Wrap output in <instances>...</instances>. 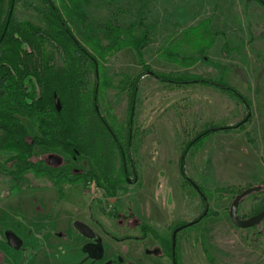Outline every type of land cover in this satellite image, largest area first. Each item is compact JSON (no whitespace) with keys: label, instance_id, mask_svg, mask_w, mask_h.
I'll list each match as a JSON object with an SVG mask.
<instances>
[{"label":"rangeland","instance_id":"1","mask_svg":"<svg viewBox=\"0 0 264 264\" xmlns=\"http://www.w3.org/2000/svg\"><path fill=\"white\" fill-rule=\"evenodd\" d=\"M26 1L17 6L16 15L43 26L28 7H42L40 0ZM102 2L92 16L112 17L125 26L143 19L150 39L143 64L133 48H126L103 64L100 76V111L106 118L110 112V121L123 129L124 137L132 104L128 89L137 81V176L128 173L115 197L82 185L66 187L60 197L34 176L22 182L23 188L0 177V264H34L36 257L37 264L39 259L45 264L87 259L83 264H90L94 258L96 264H173L172 243L169 250L164 244L172 241L175 228L196 221L206 209L203 197L180 173L186 150L185 176L204 195L209 215L177 234L176 264H264V219L240 228L230 217L236 198L253 188L261 190L242 198L237 214L248 220L264 210L263 6L258 0ZM70 27L80 33L74 22ZM154 75L186 76L190 83L178 86ZM21 122L38 136L27 120ZM243 122L241 129L221 130ZM10 156L1 151L0 161ZM35 161L48 168L96 171L89 159L74 160L44 146L35 147ZM76 222L91 228L99 240L78 234ZM12 234L24 242L20 251L13 247L18 241ZM82 242L91 245L81 247Z\"/></svg>","mask_w":264,"mask_h":264},{"label":"trees","instance_id":"2","mask_svg":"<svg viewBox=\"0 0 264 264\" xmlns=\"http://www.w3.org/2000/svg\"><path fill=\"white\" fill-rule=\"evenodd\" d=\"M40 2L42 7H28L37 13L43 26L16 15L17 6L27 5L26 0H0V152L11 154L0 161V177H10L23 188L22 182L34 176L45 180V185L56 189L60 197L66 187L76 185L104 189L108 197H115L128 173L137 176L133 117L138 85L134 81L128 89L132 104L124 137L123 129L118 130L110 121V112L106 118L100 111V76L103 64L126 48H133L144 63L143 51L150 42L147 25L143 19L125 26L112 17H93L91 10L100 7L102 0ZM70 22L78 26L79 34L72 31ZM154 76L178 86L190 83L186 76ZM224 89L235 92L226 85ZM21 119L27 120L38 136L30 135ZM244 124L221 130L241 129ZM209 132L212 130L205 134ZM197 141L199 138L191 146ZM36 146L60 149L74 160L89 159L96 171L44 167L35 161ZM186 155L187 150L181 157L180 173L193 187L184 173ZM118 164H122L120 170ZM208 215L197 224H187L185 229L195 228ZM142 230L153 233L148 227ZM171 243L164 244L167 250Z\"/></svg>","mask_w":264,"mask_h":264},{"label":"water","instance_id":"3","mask_svg":"<svg viewBox=\"0 0 264 264\" xmlns=\"http://www.w3.org/2000/svg\"><path fill=\"white\" fill-rule=\"evenodd\" d=\"M261 5L264 8V1H261ZM149 74L153 75L152 72H150ZM97 111H98V108H97ZM216 130L217 129H215L214 131H216ZM192 185L195 188V190L200 194V196L203 197V199L205 201L206 209H205L204 214L201 217H199L196 221L190 223L189 225H194V224L199 223L207 215L208 210H209V205L207 204V201H206L204 195L202 194V192L200 191V189L198 188V186L194 183H192ZM260 190H261L260 188L249 189V190H246L244 193H242L240 196H238L236 198V200L234 201V203L232 204L231 209H230V217L236 226H238L240 228H249V227H252V226L259 224L264 219V211H262L258 215L254 216L248 220H242L241 218H239V216L237 214V206H238L239 202L242 200V198H244L245 196L250 195L254 192H259ZM186 226L187 225L177 228L173 232V235H172V250H173L174 264H176L174 252H175V248H176L177 234L179 232H181L183 229H185ZM74 228L79 234H81L82 236H84L88 239H93L95 237V233L93 232V230L81 222H76L74 224Z\"/></svg>","mask_w":264,"mask_h":264},{"label":"crops","instance_id":"4","mask_svg":"<svg viewBox=\"0 0 264 264\" xmlns=\"http://www.w3.org/2000/svg\"><path fill=\"white\" fill-rule=\"evenodd\" d=\"M75 229V228H74ZM77 232V231H76ZM78 233V232H77ZM79 234V233H78ZM12 235H14L17 239V241L18 242H16V245L18 244V247H14V249L17 251H20L24 246V242H23V240L21 239V238H19L16 234H12ZM81 235V234H80ZM82 236V235H81ZM99 236V235H98ZM11 236L9 235L8 236V238H10ZM63 238H64V236H62ZM84 237V236H83ZM76 238H78V237H76ZM86 238V237H85ZM91 240H93V239H91ZM94 241V240H93ZM111 241V240H110ZM94 242H96V241H94ZM113 242V241H112ZM115 243V242H114ZM87 245H91L90 244V242H82V244L80 245L81 247H83V246H87ZM1 253V252H0ZM2 254V253H1ZM97 255V254H96ZM95 256V255H94ZM6 258V257H5ZM2 259H4V257H2ZM88 259H89V257H88ZM95 260H93L92 262H90V264H96V263H98V262H96V258H94ZM100 259V258H99ZM38 261H41L42 263L41 264H45V263H43L44 261H42V260H38ZM98 261V260H97ZM48 262H49V264H53L54 262H51L50 260H48ZM58 262V261H57ZM60 262V261H59ZM86 262H88L89 263V261H87V259H85V261L84 260H82L81 262H76V263H74V264H83V263H86ZM61 264H69L67 261H65V260H63V261H61L60 262ZM111 263V261H109V262H106L105 264H110ZM113 263V262H112ZM19 264H21V262L19 263ZM34 264H37V257H36V259H35V263Z\"/></svg>","mask_w":264,"mask_h":264},{"label":"flooded vegetation","instance_id":"5","mask_svg":"<svg viewBox=\"0 0 264 264\" xmlns=\"http://www.w3.org/2000/svg\"><path fill=\"white\" fill-rule=\"evenodd\" d=\"M9 239H12V236L9 238ZM93 240L95 241V240H99V236H98V234H97V237H96V235H95V237L93 238ZM14 247L16 248V247H18V244L16 245V243H14ZM175 253V255H176V252H174ZM96 255V254H95ZM172 263L174 264V260H173V250H172ZM175 263H176V261H175Z\"/></svg>","mask_w":264,"mask_h":264}]
</instances>
